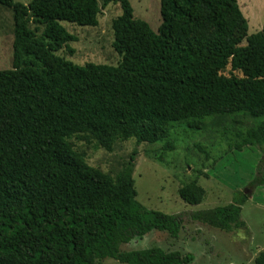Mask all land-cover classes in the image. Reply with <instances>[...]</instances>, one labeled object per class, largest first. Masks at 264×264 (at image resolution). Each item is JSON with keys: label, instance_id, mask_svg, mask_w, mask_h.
I'll return each mask as SVG.
<instances>
[{"label": "trees", "instance_id": "obj_1", "mask_svg": "<svg viewBox=\"0 0 264 264\" xmlns=\"http://www.w3.org/2000/svg\"><path fill=\"white\" fill-rule=\"evenodd\" d=\"M0 5L13 13L12 69L0 71V264H193L191 254L120 247L152 231L176 239L189 223L249 235L244 192L213 209L151 211L136 199V149L111 177L69 139L82 135L110 152L119 141H166L173 123L200 130L205 118L242 113L258 122L236 149L264 155V25L243 43L248 26L236 0H160L156 33L134 18L129 0ZM109 5L121 10L111 25L117 66L57 55L72 56L77 41L62 22L96 27ZM205 194L196 181L178 190L191 206ZM254 264H264V252Z\"/></svg>", "mask_w": 264, "mask_h": 264}, {"label": "rangeland", "instance_id": "obj_2", "mask_svg": "<svg viewBox=\"0 0 264 264\" xmlns=\"http://www.w3.org/2000/svg\"><path fill=\"white\" fill-rule=\"evenodd\" d=\"M247 21V32L240 34L243 43L247 36L256 34L264 25V0H236ZM26 4L28 0H14ZM136 20L157 32L161 25L160 0H129ZM121 14L118 5H109L98 18L96 27L61 25L76 37L65 50L57 53L75 65L87 63L117 66L119 56L112 48V21ZM33 28V26H31ZM211 31L202 33L208 37ZM13 13L0 5V71L12 69ZM258 120L239 113L214 116L201 121V129L189 128L186 122L173 123L168 140L156 144L136 145L134 140L116 142L110 152L93 139L82 135L69 139L90 167L111 177L128 161L132 150L138 151L133 172L137 201L146 209L175 215L222 207L246 191L247 202L242 206L241 219L249 235L243 232H223L199 224H186L176 239L165 232L152 231L141 239H133L120 247L122 252L159 248L191 254L193 264H254L264 252V155L259 149H236L245 132L255 127ZM167 144L173 149H167ZM201 149V151L199 150ZM205 191L203 201L196 206L183 202L178 190L192 182ZM102 264H121L105 259Z\"/></svg>", "mask_w": 264, "mask_h": 264}, {"label": "water", "instance_id": "obj_3", "mask_svg": "<svg viewBox=\"0 0 264 264\" xmlns=\"http://www.w3.org/2000/svg\"><path fill=\"white\" fill-rule=\"evenodd\" d=\"M244 194L247 195L246 191H244ZM248 196V195H247Z\"/></svg>", "mask_w": 264, "mask_h": 264}]
</instances>
